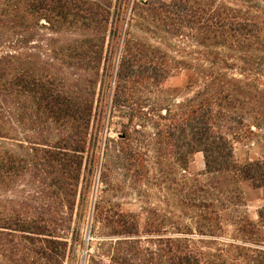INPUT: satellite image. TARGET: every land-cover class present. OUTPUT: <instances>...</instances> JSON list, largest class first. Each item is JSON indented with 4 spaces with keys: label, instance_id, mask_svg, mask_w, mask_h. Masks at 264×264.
Returning <instances> with one entry per match:
<instances>
[{
    "label": "trees",
    "instance_id": "1",
    "mask_svg": "<svg viewBox=\"0 0 264 264\" xmlns=\"http://www.w3.org/2000/svg\"><path fill=\"white\" fill-rule=\"evenodd\" d=\"M129 3L25 1L28 15L52 13L45 18L69 41L59 67L31 61L28 50L0 56V264H65L69 250L83 252L86 205L92 264H264V159L239 163L233 148L245 119L264 123V89L251 94L230 76L264 63V48L239 39L255 25L193 10L188 0ZM180 16L190 44L174 25ZM182 69V89L164 87ZM112 117L116 140L103 135ZM198 152L204 169L192 172ZM96 175L102 187L92 199ZM142 180L171 191L170 223L152 208L140 223L112 202L111 192L128 188L149 205ZM239 182L261 191L257 222L240 210ZM167 232L174 240L161 238ZM142 235H157L156 248Z\"/></svg>",
    "mask_w": 264,
    "mask_h": 264
},
{
    "label": "rangeland",
    "instance_id": "2",
    "mask_svg": "<svg viewBox=\"0 0 264 264\" xmlns=\"http://www.w3.org/2000/svg\"><path fill=\"white\" fill-rule=\"evenodd\" d=\"M25 1L26 0H0V56L5 50H28V53L31 54V61H53L56 66L59 67L62 59H66L65 52L62 54L59 52V49L64 45L65 41H69L67 35L64 33V27L60 26L58 22L52 24L47 21L45 16H49L54 20V15L50 12L47 13L46 11L36 9L32 15L26 14L24 12ZM148 1L149 0H130L128 9L136 3L145 4ZM163 1L169 2L170 0ZM178 6L183 7V4L180 3ZM187 6L193 10H201L205 13L222 12L224 14H230L238 21H246L250 24H254L257 32L254 35H245L244 38L240 37L239 39L244 41L243 44L245 45L250 44L252 46V51L255 48H264V0H188ZM185 20L186 18H184V16H180L175 20L174 25L180 27L179 29L184 34L183 39L186 38L187 40L185 41L190 44L193 39L188 35L191 31L187 27ZM26 32H31L34 35L28 41H25L24 37L21 36L22 33ZM146 34L151 35L150 32ZM153 39L154 38L150 39V41L153 42ZM175 43L178 44V42ZM52 49L55 51H52ZM186 50H188V47ZM53 57L54 59H52ZM188 73L189 71L186 69L178 71L176 75L169 77L165 81L163 84L164 87L182 89L186 83ZM230 76L236 80H240L241 84H247L250 87L251 94L264 89V63L261 64L260 67L257 66L256 71H252L251 73L239 74L237 71L233 70ZM185 93L186 91L182 92L183 98L186 96ZM183 98L178 97V100ZM243 100H246V98H240V103H238L239 107L242 106L241 102ZM253 104L254 102L250 101L245 103V106H253ZM244 123L247 126L243 127L240 132L234 136L233 140L234 157L236 161L243 163L256 158L264 159V123L256 126L257 122H254V118L250 117L245 119ZM120 130L119 119L112 117L109 121H105L103 135L116 140ZM192 159L190 170L192 172L203 171L204 161L202 154L200 152L195 153ZM172 175L170 174L169 177H172ZM118 177L119 176H117V178ZM145 182L146 180H142L140 187L144 189V193L148 195L149 205L142 202V199H145L144 197L137 196L135 192L128 188L111 192L110 198L112 202L120 203L124 211L139 214L140 223L145 215L143 210L146 208H152V210L157 211L159 216L161 214L166 215L168 223H170L172 220V210L174 209V197L171 191L167 193L163 185H160V188L157 189L150 184L144 185L143 183ZM94 183V185H96V190L94 192L95 197L96 195H100V189L102 187L101 184L97 182V175L94 177ZM237 185L243 197V205L240 210L244 212L252 222H257V211L263 202L261 191L253 188L248 182H239ZM93 189L94 187L91 193H88V197L90 198L93 195ZM86 208L87 211L84 213L83 217L85 219L84 227L81 230L84 239L90 211L92 224V206L86 205ZM141 227L142 226H140L139 230H142ZM168 230L171 231V228H168ZM96 231L97 230L94 232L96 233ZM161 236V238L169 237L173 240L175 238L172 232H167ZM157 237V235H142V239H145L144 245L150 249H155L156 245L154 242H156V240L154 238ZM90 239L92 247L88 249V251L92 253L94 251V241H92L94 237L90 235ZM146 241L149 243H146ZM163 248L166 250L171 249V245H164ZM167 255H172V253L170 252ZM83 256V264H92L88 260V256L77 249L74 253L72 250L68 251L65 264H81Z\"/></svg>",
    "mask_w": 264,
    "mask_h": 264
},
{
    "label": "water",
    "instance_id": "3",
    "mask_svg": "<svg viewBox=\"0 0 264 264\" xmlns=\"http://www.w3.org/2000/svg\"><path fill=\"white\" fill-rule=\"evenodd\" d=\"M96 190V185H94V189H93V195H92V199H94V192ZM90 224H91V211H90V215H89V219L87 222V227H86V233H85V239H84V248H83V254H86L87 251V244H88V240L90 239ZM84 263V256L81 260V264Z\"/></svg>",
    "mask_w": 264,
    "mask_h": 264
}]
</instances>
